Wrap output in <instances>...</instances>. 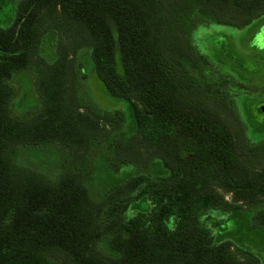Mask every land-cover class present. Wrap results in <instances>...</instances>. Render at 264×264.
I'll return each instance as SVG.
<instances>
[{
    "label": "trees",
    "instance_id": "trees-1",
    "mask_svg": "<svg viewBox=\"0 0 264 264\" xmlns=\"http://www.w3.org/2000/svg\"><path fill=\"white\" fill-rule=\"evenodd\" d=\"M11 4L14 16L0 26V264L63 255L71 264H262L235 233H219L230 218L264 233V139L248 138L240 85L193 34L201 25L247 27L264 15V0ZM46 38L51 59L41 52ZM84 57L127 106L130 129L123 111L82 94ZM21 71L32 73L40 102L16 115L12 80ZM107 156L108 171H130L101 188L92 162Z\"/></svg>",
    "mask_w": 264,
    "mask_h": 264
},
{
    "label": "rangeland",
    "instance_id": "rangeland-1",
    "mask_svg": "<svg viewBox=\"0 0 264 264\" xmlns=\"http://www.w3.org/2000/svg\"><path fill=\"white\" fill-rule=\"evenodd\" d=\"M15 13V6L11 0H0V26L6 27L12 20ZM193 40L200 53L207 56L213 65L221 74L231 76L237 85L239 95L237 98V108L239 119L247 127V136L252 142L264 139V15L255 19L249 26L244 28H235L224 25H201L194 34ZM41 52L47 58L51 59L54 55V46L49 38H46L42 45ZM85 59L82 73L86 79L82 82L81 92L87 101L99 108L113 112L114 114H125L127 128L130 129L133 124L131 116L128 114L127 106L110 98L97 78L90 59ZM37 82L34 80L30 71H21L17 73L12 85L16 90V97L13 101V113L22 115L23 111H29L39 104ZM103 135H109L112 132L110 126H105ZM25 163H33L37 167L49 165L47 158L35 160L34 158L21 155ZM97 161V162H96ZM110 162V156L106 159H98L94 163L95 171L98 173L96 180L99 187L115 180L123 179V176L130 171L127 164L121 168H112L109 170L106 165ZM121 163V161H120ZM39 164V165H38ZM113 181H110L112 180ZM99 187H91L93 195H99ZM227 201L231 195L221 191ZM250 228V227H249ZM243 219H228L221 227L219 234L232 231L234 240L245 246L248 250L260 257L264 264V233L250 230ZM100 246L107 253L116 255V252L109 250L106 242L102 241ZM63 257H65L63 255ZM59 257L54 260V264H71L67 259Z\"/></svg>",
    "mask_w": 264,
    "mask_h": 264
}]
</instances>
